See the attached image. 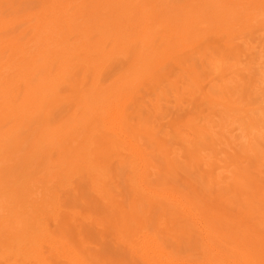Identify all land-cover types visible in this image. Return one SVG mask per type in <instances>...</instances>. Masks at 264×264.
Returning a JSON list of instances; mask_svg holds the SVG:
<instances>
[{
  "label": "rangeland",
  "instance_id": "374dc122",
  "mask_svg": "<svg viewBox=\"0 0 264 264\" xmlns=\"http://www.w3.org/2000/svg\"><path fill=\"white\" fill-rule=\"evenodd\" d=\"M207 1L169 0L168 10L189 18ZM249 1L264 8V0ZM53 2L0 0V20L8 23L0 32V48L10 37L21 44L30 41L37 33L35 23ZM89 3L60 4L73 13ZM211 27L195 47L165 61L158 79L142 81L124 108L120 141L138 149L146 166L128 151L118 153L108 146L117 137L103 128V133L96 129L53 149L40 161L25 159L34 140L72 122L79 72L60 85L44 111L5 121L1 131H9V136L0 153V183L11 184L10 191H0V202L7 200L5 211L13 212L28 189L36 192L35 214L48 219L56 239L84 249L91 264H140L127 244L140 249L146 241L151 242L150 256L155 254L152 264H214L222 257L213 255L211 233L243 224L264 238V205L254 198L257 193L264 196V27L246 21ZM199 33L193 29L189 35L193 39ZM137 52L150 54L136 44L126 60L116 59L104 69L103 96L117 82L130 79ZM57 72L46 73L50 77ZM71 147L86 157L84 166L91 161L99 169L96 178L82 163L78 169L60 167L72 160ZM98 187L107 196L97 193ZM169 231H175L174 238ZM187 234L193 239L196 235V242L188 243ZM44 250L49 251L47 246ZM246 261L259 264L249 257ZM226 264L238 263L230 258Z\"/></svg>",
  "mask_w": 264,
  "mask_h": 264
},
{
  "label": "bare ground",
  "instance_id": "6f19581e",
  "mask_svg": "<svg viewBox=\"0 0 264 264\" xmlns=\"http://www.w3.org/2000/svg\"><path fill=\"white\" fill-rule=\"evenodd\" d=\"M61 2L62 0H54L48 6L49 13L45 11L46 14L39 17L35 23L37 33L30 41L21 44L10 37L0 48V131L4 129L5 121L24 117L27 119L32 114L44 111L52 103V97L58 94L60 85L71 82L77 72L81 73L76 90L79 94L72 98L77 99L73 100L75 109L72 122L60 127L51 136L46 133L32 142L25 159L33 158L34 162L46 157L53 149L62 148L67 142L73 144L78 138L89 136L96 129L103 133V128L104 132L109 131L108 136L112 134L117 137L108 146L117 149L118 153L128 151L140 164H147L145 160H141L144 158L140 156L138 149L120 141L122 132L120 127L118 129L121 120L125 119L124 108L137 94L142 81L158 79L165 61H173L178 54L195 47L212 31L209 30L212 23L234 24L246 21L264 27V8L259 9L261 5L258 2L249 0H208L189 18L173 16L171 10H168L169 0H91V3L78 10L73 8L75 14L74 10L71 13L67 7L64 8ZM75 6L76 9L79 8ZM88 6L91 9H87ZM7 25V22L0 20V32ZM193 29L195 33H201L191 39L189 33ZM213 29L218 31L219 27L215 26ZM72 37L75 40L73 43ZM136 44L142 45L150 54L143 57L142 53L139 54L143 50L134 54L131 65L133 75L128 77L130 79L117 82L103 96L100 92V75L116 59L126 60ZM50 70L58 72L50 78L46 73ZM108 125L112 127L108 128ZM17 126L9 129L13 131ZM8 134L9 131L6 130L0 132V153L7 148ZM67 138L69 141H62ZM85 149L86 147L83 150ZM72 151L70 152L74 156L78 154L77 157L73 156L71 161L62 163L64 165L60 167L81 166L86 157ZM67 158H70L69 154ZM76 158L79 160L75 161ZM90 162L89 166H84L86 162L82 165L87 167L91 177L96 178L99 169ZM10 187L9 183H0V191L3 193L10 191ZM28 190L13 212L5 211L7 200L0 202V233L4 234L0 235V264L9 261L14 264H91L84 249L76 250L69 245L70 242L60 241L56 239L58 236L50 233L48 219L41 217V213L35 214L37 193ZM102 190L98 187L96 192L107 196V192ZM254 198L264 205L263 195L257 193ZM211 234L214 237L211 241L213 255L222 257L216 262L214 259V264H226L230 258H235L238 264H248V257L264 264V238L249 225H235L228 232ZM169 235L174 238L175 231H169ZM194 236L193 239L191 234H187L185 239L188 243L193 240L196 242L197 236ZM121 242L124 240L121 239ZM150 243L144 242L140 249L127 244L132 253L130 256L139 260L140 264H152L155 254L150 256ZM178 243L184 242L180 240ZM45 246L49 251L44 250Z\"/></svg>",
  "mask_w": 264,
  "mask_h": 264
}]
</instances>
